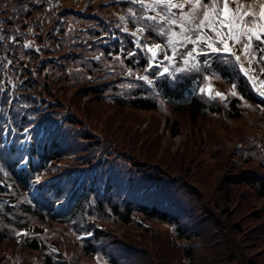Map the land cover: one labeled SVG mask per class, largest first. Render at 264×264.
<instances>
[{"label":"trees","instance_id":"trees-1","mask_svg":"<svg viewBox=\"0 0 264 264\" xmlns=\"http://www.w3.org/2000/svg\"><path fill=\"white\" fill-rule=\"evenodd\" d=\"M187 1L176 15L172 0H0V195L17 196L0 197V264H264V98L254 80L215 50H187L169 74L150 70L133 29L168 53L180 38L201 47L223 0ZM247 16L239 44L264 69V30ZM127 71L155 87L115 79ZM214 79L229 96L207 94ZM163 116L171 136L188 128L176 146L163 140ZM31 224L43 231L18 250Z\"/></svg>","mask_w":264,"mask_h":264},{"label":"rangeland","instance_id":"rangeland-1","mask_svg":"<svg viewBox=\"0 0 264 264\" xmlns=\"http://www.w3.org/2000/svg\"><path fill=\"white\" fill-rule=\"evenodd\" d=\"M254 12L258 18L261 19L262 24L264 25V4H260L256 0H227L226 3L224 4L223 7V18H224V24L222 28H225V33L224 34H217L218 37H220V40L224 46V48H227V50H235L230 42H234L236 38L238 37L239 29L241 26V22L243 19V15L246 12ZM211 32V31H210ZM184 47L183 48H178L173 55L175 59L180 60V53L183 54L185 50H192L193 49V44L191 43H186L184 42ZM202 45H206L204 41H201ZM246 52V51H245ZM242 52L240 51V54ZM245 57V56H244ZM248 56L245 57L243 60L241 55L240 58L243 60L244 63V68L246 71L253 77V79L256 82V88L257 91L259 92L260 95L264 96V75L259 76L254 70L252 71L251 68L246 64V59ZM157 61V59H155ZM220 91H222V87H220ZM149 117V116H148ZM252 116L249 115L247 117V120H251ZM234 126H242L245 129L249 130V127L245 122H240L238 123L237 121L234 122ZM188 133V128L184 129L180 133V137L177 136L176 139H173L175 144H179L180 141L186 137V134ZM168 135V133L166 134ZM168 139V136H165ZM166 138L164 140H166ZM206 141H207V135H206ZM174 144V145H175ZM123 228L120 227L118 228L117 232L122 231Z\"/></svg>","mask_w":264,"mask_h":264},{"label":"bare ground","instance_id":"bare-ground-1","mask_svg":"<svg viewBox=\"0 0 264 264\" xmlns=\"http://www.w3.org/2000/svg\"><path fill=\"white\" fill-rule=\"evenodd\" d=\"M246 62L250 65L252 70H254L259 76H262L260 69L255 65V63L249 62V61H246Z\"/></svg>","mask_w":264,"mask_h":264}]
</instances>
